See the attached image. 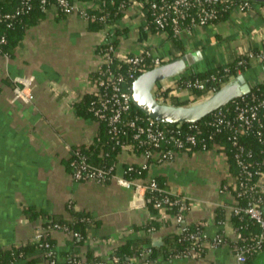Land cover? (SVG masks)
<instances>
[{
    "label": "crops",
    "instance_id": "1",
    "mask_svg": "<svg viewBox=\"0 0 264 264\" xmlns=\"http://www.w3.org/2000/svg\"><path fill=\"white\" fill-rule=\"evenodd\" d=\"M75 1L80 8L92 4ZM182 38L183 50L153 33L139 6L128 8L114 25L97 31L90 30L79 9L61 14L50 7L37 25L26 29L11 55L0 53V247L33 240L47 215L72 219L69 208L89 213L92 226L80 245L62 230L50 231L61 262L64 253L92 252L107 258L126 240L142 236V227L152 221L167 222L152 236V242L163 243L166 235L177 231L174 213L148 207L141 186L159 177L167 190L189 201L186 223L201 226L209 241L193 257L158 254L151 264H239L235 249L240 238L231 220L237 201L229 188L232 172L219 145L177 152L171 161L152 163L147 177L131 187L118 177H123L125 166L138 162L136 155L120 153L115 177L103 183L76 180L68 163L76 147L93 143L99 133L97 119L80 116L76 105L93 86L92 75L105 59L100 52L105 44L118 40L114 48L118 58L145 51L165 60L180 56L181 51L199 53L187 72L179 75L188 76L236 62L248 50L262 48L264 4L252 1L249 8L234 10L226 20L194 27ZM244 74L251 85L264 81V61L252 59ZM26 84L32 98H15V88ZM176 96L182 100L188 92ZM219 207L224 209L222 219L217 217ZM25 208L45 214L29 220ZM218 234L224 235V243L211 247ZM133 260L137 262L136 257Z\"/></svg>",
    "mask_w": 264,
    "mask_h": 264
},
{
    "label": "trees",
    "instance_id": "2",
    "mask_svg": "<svg viewBox=\"0 0 264 264\" xmlns=\"http://www.w3.org/2000/svg\"><path fill=\"white\" fill-rule=\"evenodd\" d=\"M75 1V0H72ZM87 2H93L86 8L87 20L89 22L90 30H100L105 27L114 25L118 19L124 17L126 10L135 2H151L153 0H83ZM242 2L241 0H230L228 3L224 1H219L214 5L217 11V17L213 20L214 23L220 22L222 20L228 19L232 14L233 5L235 3ZM252 2V1H250ZM263 3V2H261ZM264 4V3H263ZM46 7V8H45ZM51 7L47 4L42 5L40 0H0V53L3 55H11L13 50L19 44L20 40L24 37L27 28L37 25L44 17L45 12ZM20 10V12H18ZM10 17H6V15ZM61 14H65L61 12ZM148 25L153 33L166 34V38L170 40L176 47L181 50L184 49L183 38L179 36H174L169 26L165 29H160L156 27L155 20L151 15L150 11L146 13ZM5 38V41L1 42V39ZM118 45V40H112L108 44H105L100 52L105 56L112 54L113 50ZM111 51V52H110ZM184 54L181 51V55ZM176 58V57H175ZM240 60V59H239ZM239 60L233 63H228L224 65L216 66L212 69H208L201 72H194L188 76H182L177 80L175 86H171L167 92L166 96L169 97V92L175 89L177 86H183L186 80L190 76H194L198 79L204 81L205 87L202 89L196 87H190L188 89V96L182 100L179 96H171V104L176 105H188L200 101L206 98L210 93L209 89L211 86H217L216 90H219L222 86L228 83L230 80L238 76L239 74L245 73L251 67V59H245L243 62L239 63ZM155 67V64L151 61L149 56L146 57V62L142 65V69L136 74V77L142 72ZM130 69V64L118 57H113L110 63H105L101 66V70L108 74L113 72L115 74L127 75ZM99 76V72L92 75V78ZM135 79H129L127 86L131 91L133 81ZM95 99V95L92 93H86L82 99L77 103V113L83 117H92L96 119L93 111L91 110V102ZM264 99V81L252 85V90L249 94L243 98H237L227 105L223 106V109L229 108L230 113L227 114L228 118L233 119L234 107L236 103L248 102L249 104H259L261 100ZM242 102V103H244ZM131 113L127 115L128 118L133 117V115H141L145 118L148 116L143 113L133 101ZM260 121L255 122L248 132H243L237 134L236 144L233 143L231 137L233 135L232 130L229 126L221 125L218 127H211L208 125V121L211 118V114L207 117L196 122L195 125L201 128L202 132L198 135L199 142L196 145L190 146L187 152H193L199 149H203V140L207 144V149L212 148L214 145H219L224 151L229 164V169L232 175L238 176L240 173V167L236 160V155L239 151V146L243 148L241 152V157L245 161L246 165L253 171H259V174H254L252 182H255L262 175H264V107L260 108ZM183 128L186 130L194 131L191 128L192 123H181ZM167 127H172L174 124H165ZM212 136V137H210ZM80 154L84 155L87 161L93 165L101 166L104 168H109L114 166L111 173L116 174V165L118 161V155L120 153L126 152L133 155H140L144 152L145 146L141 145L139 139L134 138L133 129H129L126 134H120L118 137L114 136L107 121L99 120V133L95 141L88 145H80L75 148ZM74 157L68 160L69 165L72 169V162ZM148 170H144L141 167L134 165L132 170H128V165L124 169V178L134 179V178H146ZM109 180V179H107ZM106 180V181H107ZM159 185L163 186V178H156ZM232 194H234L237 205H244L247 201V194L243 196H238V180L231 183L229 186ZM147 206L152 209H158L155 207V202L160 200L161 193L148 191ZM170 199L174 201L175 199H180L179 203H174L168 209L170 213H177L181 205H185L188 210L189 201L182 199V197L170 194ZM69 212L72 214V219H66L60 215H47L42 222V227L49 228L56 224L61 227H66L72 232H77L79 235L72 238V242L75 245H80L84 242L90 227L92 226V218L89 213L75 212L69 208ZM24 214L29 220H35L40 216H44L45 212L36 211L35 209L25 208ZM224 215V209L219 207L217 209V217L222 219ZM232 223L234 227L241 231V238L239 239V245H249L255 243L261 233L260 227L253 223L245 214L232 213L231 216ZM167 222H157L152 221L146 223L142 230L144 233L142 236L133 237L119 246H117L112 255L119 257L121 263L132 261L146 246L150 245L151 258H156L158 254H163L166 258H173L176 256H183L185 251L193 248L194 243L188 239V234L194 231L202 230L199 225H189V231L184 234L177 232H171L163 238V243L161 246H155L152 242V236L161 229L162 226L166 225ZM153 228L150 232L149 229ZM48 235L45 241H48L55 250V243L53 239ZM249 237V239H248ZM254 237L253 240H250ZM203 239L201 238L200 241ZM205 247L200 248V252L204 251ZM264 250V241L262 242V248ZM252 251L247 254V261L245 264H252L257 254L261 251ZM48 249L40 245V242L34 240L27 241L20 245H13L10 248L0 247V264H38L46 257ZM56 253V250H55ZM58 254L56 253V262L53 264H66L72 258H74L73 253H64L65 260L63 262L59 261ZM86 261L88 264H93L94 261H99V256L88 252L85 254ZM51 259L46 264H51ZM55 259V257H54Z\"/></svg>",
    "mask_w": 264,
    "mask_h": 264
},
{
    "label": "built area",
    "instance_id": "3",
    "mask_svg": "<svg viewBox=\"0 0 264 264\" xmlns=\"http://www.w3.org/2000/svg\"><path fill=\"white\" fill-rule=\"evenodd\" d=\"M30 1V0H27ZM42 5L47 4L51 7H55L60 12L65 14H71L79 9L83 16H87L86 8H80L77 6L76 1L72 0H40ZM219 1L228 3L230 0H153L151 2H135L129 8L139 6L145 13L149 12L153 16L156 27L165 29L169 26L174 36L182 37L184 34L190 32L194 27L204 26L207 24H213V20L217 17V11L214 5ZM92 2V1H91ZM93 3V2H92ZM250 1H242L233 5L232 12L234 10L243 11L251 6ZM46 8V7H45ZM20 12V10H18ZM10 17V15H6ZM165 37L166 34H162ZM5 41V38L1 39V42ZM112 54L105 56L103 64L110 63L114 55V49ZM110 51V52H111ZM149 56L155 66L162 64L168 60L163 57L153 54L149 51H145L143 54H133L126 57L120 58L130 64V69L127 75L115 74L110 72L105 74L101 67L99 69V76L94 78L92 83L93 86L88 93L95 95V99L91 102V110L96 116L97 121L104 120L108 122L110 131L113 135L118 137L121 133L126 134L129 129H133L134 138L139 139L141 145L145 146V150L142 154L138 155V162L136 164H128V170H132L134 165L141 167L144 170H148L152 163H164L171 161L177 152H187L190 146L196 145L199 142L198 135L202 132L201 128L195 125L191 126L194 131L186 130L183 128L181 123L174 124L172 127H167L165 123H160L154 119L145 118L141 115H133L128 118L127 115L132 110V96L131 91L127 86L129 79H135L136 74L142 69V65L146 62V57ZM254 59L258 61H264V46L258 50L250 49L246 52L245 56L239 60V63L245 59ZM102 64V65H103ZM182 76L169 78L167 80L157 83L153 87V94L159 103L171 104V96L183 90L188 92L190 87H196L202 89L205 87L204 81L194 76H190L183 86H177L175 89L169 92V97L165 94L171 86H175L177 80ZM217 86H211L209 89V95L213 94L217 90ZM207 96V97H208ZM245 96V95H244ZM241 96L239 98H243ZM15 98L23 99L25 101L32 98L31 88L28 84L24 87L15 88ZM243 100L242 102H244ZM236 103L234 107L233 119L228 118L227 114L230 113V109H223L222 107L211 113V118L208 121V125L211 127H219L221 125L229 126L233 132L231 137L234 144H236L237 134L248 132L249 129L254 125L255 122L260 121V108L264 107V99L259 104H249L247 101L242 103ZM170 124V123H167ZM212 137V136H210ZM203 150H208L206 142H202ZM243 148L239 146V151L236 155V160L240 167V173L238 176L232 175V183L238 180V196L247 194V201L244 205H237L233 207V213L245 214L253 223L257 224L261 233L254 244L249 245H237L235 249L236 259L239 264H245L247 261L248 252L259 251L262 248V242L264 241V175H262L255 182H252L254 174H259V171H253L246 165L245 161L241 157ZM72 174L76 180H92L96 183H103L107 179L115 177V174L111 173L114 166L104 168L89 163L86 157L79 153L76 149L72 151ZM144 180V178L127 179L124 177H118L121 184L131 187L136 184V180ZM142 188L148 191H154L163 194L161 199L155 202V207L160 209L162 212L168 211L169 207L174 203H179L180 199L172 201L169 197L173 194L167 190L164 185H159L156 178H149L143 183ZM175 195V194H174ZM184 199V198H182ZM150 201L147 198L146 202ZM237 201V200H236ZM185 205H181L179 211L174 213V221L177 225V233L184 234L189 231V224L186 223L185 219ZM52 229H59L66 234L75 237L79 234L72 232L66 227H61L58 224L47 228L41 226L38 232L34 235L33 240L40 242V245L48 249L45 262L51 264L56 262V253L54 247L48 241H45L48 232ZM153 228H150L151 232ZM241 238V231L236 229ZM144 233V231H143ZM201 238L203 239L202 241ZM188 239L191 240L195 246L185 251L183 256L176 257H193L200 253V248L207 245L206 234L203 230L190 232ZM249 239V237H248ZM251 237L250 240H253ZM225 241L224 235L218 234L210 242V246L217 248L222 245ZM262 251V250H260ZM113 253V252H112ZM112 253L107 257L103 258L99 256V261H94L93 264H151L157 261V258H151L150 245L146 246L137 256V262L134 260L123 262L119 261V257L113 256ZM74 258L68 261L66 264H88L85 255L75 253ZM55 257V259H54Z\"/></svg>",
    "mask_w": 264,
    "mask_h": 264
},
{
    "label": "water",
    "instance_id": "4",
    "mask_svg": "<svg viewBox=\"0 0 264 264\" xmlns=\"http://www.w3.org/2000/svg\"><path fill=\"white\" fill-rule=\"evenodd\" d=\"M263 2L264 0H241ZM196 54L184 53L149 70L142 72L133 81L132 101L143 113L160 123H196L231 101L247 95L252 85L244 73L239 74L210 96L188 105L159 103L153 94V87L164 80L177 77L187 72L193 65ZM162 243L154 241L155 246ZM253 264H264V250L255 257Z\"/></svg>",
    "mask_w": 264,
    "mask_h": 264
},
{
    "label": "rangeland",
    "instance_id": "5",
    "mask_svg": "<svg viewBox=\"0 0 264 264\" xmlns=\"http://www.w3.org/2000/svg\"><path fill=\"white\" fill-rule=\"evenodd\" d=\"M184 97H186V98H187V96H184Z\"/></svg>",
    "mask_w": 264,
    "mask_h": 264
}]
</instances>
